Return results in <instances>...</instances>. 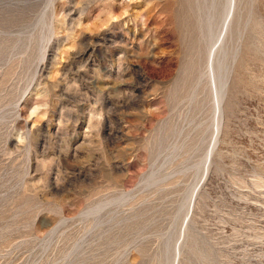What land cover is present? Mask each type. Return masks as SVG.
Listing matches in <instances>:
<instances>
[{
    "label": "rangeland",
    "instance_id": "rangeland-1",
    "mask_svg": "<svg viewBox=\"0 0 264 264\" xmlns=\"http://www.w3.org/2000/svg\"><path fill=\"white\" fill-rule=\"evenodd\" d=\"M263 72L264 0H0V264L258 260Z\"/></svg>",
    "mask_w": 264,
    "mask_h": 264
},
{
    "label": "bare ground",
    "instance_id": "bare-ground-1",
    "mask_svg": "<svg viewBox=\"0 0 264 264\" xmlns=\"http://www.w3.org/2000/svg\"><path fill=\"white\" fill-rule=\"evenodd\" d=\"M250 38V37H249ZM264 73V72H263ZM140 79L142 81H145V77L141 76ZM263 129V128H262ZM263 132V130H262ZM256 155V154H255ZM250 159V157H249ZM241 160V159H240ZM256 163V162H255ZM237 171V170H236ZM245 172V171H244ZM252 177L254 180L251 182L252 187L254 190L257 191L258 195L260 197L264 196V170L261 171H254ZM241 178V177H240ZM242 180V179H241ZM249 182V181H248ZM239 185V184H237ZM250 195V194H249ZM254 197V201L256 200L258 203H262L264 205L263 198ZM253 197V196H252ZM253 201V200H252ZM251 209V208H250ZM257 210V209H256ZM260 217V216H259ZM260 222L258 220H253L251 223L252 230L256 233V235H259L260 237H264V228L259 224ZM262 245V244H261ZM258 248V247H257ZM247 249V248H246ZM253 256L258 260H251L252 264H264V248L262 249H255L253 252ZM209 259V258H208ZM207 262V261H206ZM215 262V261H214Z\"/></svg>",
    "mask_w": 264,
    "mask_h": 264
}]
</instances>
